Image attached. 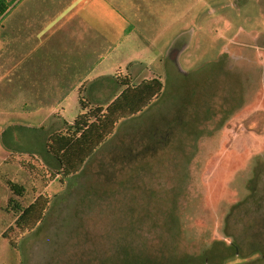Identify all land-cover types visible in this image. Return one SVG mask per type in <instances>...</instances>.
I'll use <instances>...</instances> for the list:
<instances>
[{"label":"rangeland","instance_id":"obj_1","mask_svg":"<svg viewBox=\"0 0 264 264\" xmlns=\"http://www.w3.org/2000/svg\"><path fill=\"white\" fill-rule=\"evenodd\" d=\"M125 1L139 39L107 74L157 76L162 91L78 173L51 179L45 144L79 112L75 91L20 120L19 92L0 82V264H264V0ZM14 130L33 142L7 143ZM39 194L43 220L8 229V200Z\"/></svg>","mask_w":264,"mask_h":264},{"label":"crops","instance_id":"obj_2","mask_svg":"<svg viewBox=\"0 0 264 264\" xmlns=\"http://www.w3.org/2000/svg\"><path fill=\"white\" fill-rule=\"evenodd\" d=\"M131 7L125 0H0V82L19 92L23 107H12L16 118L48 115L49 97L59 101L62 96L58 89H73L77 102L82 96L93 104L114 86L118 94V74L107 72L128 63L123 57L129 43L139 39ZM127 73L132 82L141 81ZM87 89L93 91L89 96ZM116 94L111 90L113 98ZM33 139L30 132L14 130L7 143Z\"/></svg>","mask_w":264,"mask_h":264},{"label":"trees","instance_id":"obj_3","mask_svg":"<svg viewBox=\"0 0 264 264\" xmlns=\"http://www.w3.org/2000/svg\"><path fill=\"white\" fill-rule=\"evenodd\" d=\"M117 82L120 91L106 105L93 104L80 96V110L73 122L65 123L63 129L47 137L46 151L57 162L56 171L50 172L51 179L57 178L62 182L78 173L86 160L113 133L116 123L141 111L159 96L163 87L157 76L134 83L130 74H118ZM7 185L15 195H22L25 190L23 185L16 182L8 181ZM48 202L45 194H39L25 206L10 198L8 205L15 212V219L13 227L8 229L16 228L19 232L33 229L43 220ZM2 236L7 237L6 231ZM9 240L13 245V239Z\"/></svg>","mask_w":264,"mask_h":264}]
</instances>
